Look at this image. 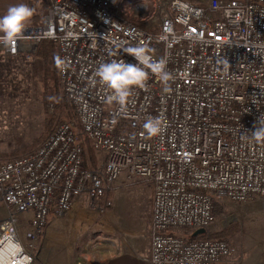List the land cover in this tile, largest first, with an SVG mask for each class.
<instances>
[{"label": "built area", "instance_id": "1", "mask_svg": "<svg viewBox=\"0 0 264 264\" xmlns=\"http://www.w3.org/2000/svg\"><path fill=\"white\" fill-rule=\"evenodd\" d=\"M50 3L42 26L0 50L16 57L55 44L80 135L104 160L87 168L84 141L63 123L32 154L0 164V264H35L49 215L64 217L74 198L103 215L116 191L140 184L154 192L149 264H222L235 253L229 242L187 240L216 223V199L264 198V144L251 139L264 119V0H173L159 16L160 0ZM137 44L166 61L170 87L150 74L121 106L95 72L113 59L134 62L124 48ZM148 119L161 122L159 135H147ZM23 214L30 250L18 235Z\"/></svg>", "mask_w": 264, "mask_h": 264}, {"label": "rangeland", "instance_id": "2", "mask_svg": "<svg viewBox=\"0 0 264 264\" xmlns=\"http://www.w3.org/2000/svg\"><path fill=\"white\" fill-rule=\"evenodd\" d=\"M30 1H33L37 7L40 6L39 0H27V2H24V0H0V15L4 14L7 8L14 4L26 3L29 5ZM172 1L173 0H160L158 16L168 9V5ZM184 1L200 6H207L213 0ZM18 81L19 79L16 80L14 86L25 88L24 93H20V91L15 92L14 90L16 88L9 86L8 91L11 93L14 92L13 96L0 95V149L20 146L23 142L34 138L41 130V122L44 117L42 103L34 90H30L32 88L31 85L29 86L30 88L28 87L29 83L27 85L26 82H21V84L20 82L18 83ZM26 87H28V91H26ZM49 113H52V110L49 111ZM75 122L78 123L76 120ZM80 133L81 130L77 133L79 134L80 140L85 141V137L82 138ZM99 155L100 167L104 159L101 154ZM111 198L112 196L109 197L110 200ZM256 201L258 202L253 201L246 204L233 203L228 200L221 201V203L227 207V213L217 218L216 223L211 226V231L209 232L212 234L223 232L225 229L233 228L234 225L238 226L237 233L234 235L233 239L230 236V244L233 245L235 253L224 261L225 264L234 258L240 261V258L246 257V251H248V254H251L254 251H259L264 248V198H258ZM91 210L95 213L96 221L87 226L85 225V220H82L80 223L78 222L76 225L68 224L69 219H67V215L69 212L64 217L58 218V224L54 227L52 237L49 240L43 239L49 227L47 225L43 234L35 243L33 252L36 254L40 249L42 239L43 242L47 241L52 244L50 247L51 250L43 253L38 262L35 263L42 264L48 252L49 254L52 253V263L56 262L58 254L60 255L58 261H63L65 263V255L68 254L67 251H70V264H80L87 260V258L84 260V254L96 252L98 250V216L99 219H102L106 216V213L99 215L96 209L94 210L92 208ZM2 211L3 209L0 205V212ZM51 215L49 221L55 218L54 215ZM30 220L31 214L19 216L18 235L22 244L28 249L30 242L27 238V233L31 231ZM68 246H71L69 250H67Z\"/></svg>", "mask_w": 264, "mask_h": 264}, {"label": "trees", "instance_id": "3", "mask_svg": "<svg viewBox=\"0 0 264 264\" xmlns=\"http://www.w3.org/2000/svg\"><path fill=\"white\" fill-rule=\"evenodd\" d=\"M39 2L40 6L38 7L33 1L29 2V6L35 9V14L28 26L40 27L44 24L45 14L51 7V3L50 0H39ZM137 25L140 28H146L142 23H138ZM17 79H19L18 83L26 82L27 85L29 83L28 87L31 85L32 88L30 90H34L42 103L44 117L41 122V130L34 138L23 142L15 148L0 149V164L32 154L63 123H70L75 132L77 131L76 133L81 130L80 124L75 122V108L68 101L60 82L59 54L52 41H41L36 52L33 54H20L16 57H7L0 52V95L13 96L14 92L8 91L9 86L16 88L15 92L20 91V93H24L25 88L14 86ZM28 87H26V91H28ZM51 110L52 113H49ZM84 146L86 167L98 169L100 155L88 138H85ZM214 205L216 218L222 217L227 213V207L221 201L216 199ZM237 228L238 226L234 225L233 228L213 234L207 231L205 235L197 237L192 234L187 241L222 239L230 243V239H233L237 233Z\"/></svg>", "mask_w": 264, "mask_h": 264}, {"label": "crops", "instance_id": "4", "mask_svg": "<svg viewBox=\"0 0 264 264\" xmlns=\"http://www.w3.org/2000/svg\"><path fill=\"white\" fill-rule=\"evenodd\" d=\"M24 2H27V0H24ZM0 52L2 53L1 50ZM120 181L124 182V177ZM153 195V186L151 184H140L116 191L112 195V207L107 210L106 216L102 219H99L98 216V250L94 253L84 254V260L86 258L87 260L80 264H149L152 252ZM91 209L87 197L74 198L72 207L67 215L68 224L76 225L82 220H85L86 226L93 223L96 221V216ZM52 215L55 218L52 221H49L48 218L49 227L43 239L49 240L52 237L54 227L58 224L59 217L54 213ZM208 231H211V227ZM42 240L41 247L35 254L36 263L43 253L51 250L52 244ZM70 247L68 246L67 250ZM67 252L65 263L58 261L59 254L56 262L52 263V253L49 254L48 252L42 264H70L71 254L70 251ZM263 260L264 248L251 254L246 251V257L240 258V261L234 258L226 264H263ZM222 264H225V262Z\"/></svg>", "mask_w": 264, "mask_h": 264}, {"label": "clouds", "instance_id": "5", "mask_svg": "<svg viewBox=\"0 0 264 264\" xmlns=\"http://www.w3.org/2000/svg\"><path fill=\"white\" fill-rule=\"evenodd\" d=\"M35 14V9L26 3H17L7 8L0 15V42L5 47L11 48L19 41ZM151 49L146 44H137L124 48L127 56L134 62L124 59H113L102 63L96 70L95 76L110 91L109 101L121 106L128 102L134 88H140L150 74L157 75L167 91L170 87L171 75L166 69V61L155 60ZM147 135L156 136L162 131L158 119H148L143 125ZM251 139L258 144H264V119H259Z\"/></svg>", "mask_w": 264, "mask_h": 264}, {"label": "water", "instance_id": "6", "mask_svg": "<svg viewBox=\"0 0 264 264\" xmlns=\"http://www.w3.org/2000/svg\"><path fill=\"white\" fill-rule=\"evenodd\" d=\"M207 233V230L206 229H201V230H198L194 233V236L197 237V236H200V235H205Z\"/></svg>", "mask_w": 264, "mask_h": 264}]
</instances>
